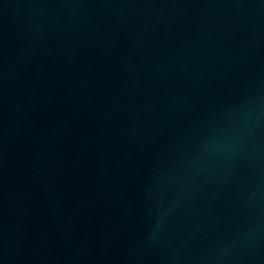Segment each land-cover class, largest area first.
Segmentation results:
<instances>
[{
    "label": "water",
    "instance_id": "obj_1",
    "mask_svg": "<svg viewBox=\"0 0 264 264\" xmlns=\"http://www.w3.org/2000/svg\"><path fill=\"white\" fill-rule=\"evenodd\" d=\"M0 264H264V0H0Z\"/></svg>",
    "mask_w": 264,
    "mask_h": 264
}]
</instances>
